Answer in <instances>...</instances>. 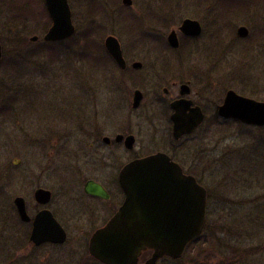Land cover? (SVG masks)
Returning <instances> with one entry per match:
<instances>
[{"label": "rangeland", "instance_id": "obj_1", "mask_svg": "<svg viewBox=\"0 0 264 264\" xmlns=\"http://www.w3.org/2000/svg\"><path fill=\"white\" fill-rule=\"evenodd\" d=\"M121 1L67 0L74 34L62 43L43 45L48 30L30 33L32 23H18L28 19L27 13L50 23L42 10L44 0H0V108L10 111V100L15 99L19 130L12 119L0 116V126H5L0 127V246L6 244L0 247V264H99L88 256L87 241L100 223L91 226L78 218V212L66 209L65 242L34 249L27 243L29 227L12 226L11 203L21 196L30 206L35 185L54 195L58 189H70V200L80 192L82 184L73 174L55 175L73 165L76 153L71 144L63 148L64 154L53 156L51 142L39 148L22 137L29 128L42 126L37 119L45 120L48 114L50 127L60 131L71 114L90 116L96 111L100 120L111 123L120 98L126 95L129 103L131 96L123 85L117 88L113 83L123 74L109 63L107 36L118 40L124 59L142 63L140 75L151 78L146 92L155 96L145 95L141 109L167 107L176 96L169 87L174 80L190 81L192 99L205 109L204 123L179 141L178 160L206 190V223L181 260L163 258L157 264H264V127L216 114L227 90L264 102V0H132L131 6ZM184 19L200 23L196 40L179 32ZM239 27L248 30L246 37L236 35ZM170 31L178 37L176 50L166 41ZM33 36L36 42L30 41ZM156 76L168 78L161 87L171 92L161 106L148 103L163 100L161 88H150ZM27 97L31 102L23 109ZM29 117L35 125L28 124ZM146 133L153 135L152 129Z\"/></svg>", "mask_w": 264, "mask_h": 264}, {"label": "water", "instance_id": "obj_2", "mask_svg": "<svg viewBox=\"0 0 264 264\" xmlns=\"http://www.w3.org/2000/svg\"><path fill=\"white\" fill-rule=\"evenodd\" d=\"M51 25L43 36L46 42L63 41L74 34L67 0H44ZM131 6L132 0H122ZM178 30L185 36H198L201 32L197 21L184 19ZM248 30L239 27L236 35L246 37ZM37 37L30 38L36 42ZM167 43L179 47L175 31L167 35ZM104 47L120 65L123 63L118 41L107 36ZM2 50L0 43V62ZM136 63L135 67H139ZM182 89L186 91L187 86ZM142 96L135 92L133 107ZM187 104V105H186ZM190 102L174 101L171 108L172 133L175 139L190 134L203 121L199 108L190 109ZM216 114L224 120H234L246 126L264 127V102L256 101L227 90ZM125 199L120 208L101 228L95 230L88 241V253L101 264H157L162 258L180 259L187 246L202 233L206 222L207 194L191 176H184L180 167L165 154H154L127 164L119 175ZM36 197L48 200L49 192L38 190ZM20 218L28 220L23 202L17 200ZM66 234L58 227L48 211L36 217L30 235L35 244L63 242ZM151 255L140 263L144 252Z\"/></svg>", "mask_w": 264, "mask_h": 264}, {"label": "flooded vegetation", "instance_id": "obj_3", "mask_svg": "<svg viewBox=\"0 0 264 264\" xmlns=\"http://www.w3.org/2000/svg\"><path fill=\"white\" fill-rule=\"evenodd\" d=\"M200 34L198 36L182 35L188 37L189 40L194 41L200 36ZM106 53L111 58L109 63L112 65V67H114V71L123 74L122 76L114 77L115 81L113 83L116 84L117 88H120L123 85L122 90L126 93H129L131 96V99L128 100L130 104L126 101V95L125 100L120 98V106L118 109H115V117L111 123H105V121L100 120L98 117L99 113L96 111H91L90 116L85 115V113L79 114V117L71 114L69 120H67L65 124V129L60 131H56L57 129H52L50 127L48 114L45 120L41 118L37 119L36 124H38V122H42V126H36L37 130H30L28 127L29 130L25 131L27 133L25 135L26 138L22 137V139L26 140L28 144L38 145L39 148L48 147L52 144L53 150L51 151V155L53 156L55 154H59L61 156V153L64 154L63 148H65L67 144H71L72 151L76 153V159H74L73 165H70V161H65L64 165H70L71 168L67 166V168L65 167L64 169L62 166H60L57 168V170L62 168L63 171H58L55 173V175L60 176L71 173L74 175V177H76V182L78 180L79 184H82H80V192L77 193L75 198L73 196L74 200H70L71 193L67 192L70 189H66L63 192L61 189H58V191L55 189L54 191L57 193L54 195L52 191L39 185H35L31 193L30 206L21 196H16L13 198L11 208L13 210L15 219L12 222V226L15 227L21 224L22 226L29 227L27 243L34 249L45 248L46 246H60L66 240L65 239L63 242H42L39 244H35L34 242L30 241V235L33 229L34 221L36 217H41L42 213L45 211H48L51 214L55 224L63 230L64 228L62 223L64 219H66L63 213L66 212V209L70 211L72 210L73 212L75 210L76 213L78 212V218L89 223L91 226H96L98 224L95 223H100V226H98L95 230L103 227L124 202L125 195L119 183V175L122 169L130 162L158 153L165 154L172 162L180 167V170L184 176H191L196 180L194 172L184 169L182 163L178 160V155L181 150L179 141L197 130L205 120L204 107L201 104L195 102L194 98L192 99L191 97L192 86L190 81L174 80L170 83L169 87L177 92L175 98H171V100L168 102L167 107H147L145 109H141L143 107L145 95L150 94L151 96H155L154 92L152 91L146 92L147 80L151 78L149 76L146 77L144 75H140L139 70H141L142 63L138 61L130 62L129 60L124 59V55L121 50L123 63L120 65V63L116 62L111 57L107 50ZM136 63H140V66L135 67ZM157 77L158 76L155 77V86L150 88L151 90H155V88H161L163 100L158 97L154 98L153 100L150 99L151 101L148 103L149 105L152 103L161 106L163 105L162 103H164V101L167 103V97L171 92L169 87H161L163 85L162 83H165L168 78ZM183 86H187L186 91L182 89ZM135 92H140L142 98L138 106L134 108L133 99ZM26 99L27 103L25 107L22 106L23 109H28L31 102L30 97H27ZM179 100L190 102L188 109H185L184 111L186 115H189L190 109L195 107L199 108L203 115V121L190 134H185L179 139H175L172 133L173 123L171 121V115L174 113V110L170 105L172 102ZM14 101L15 99L10 100L12 107L10 111L6 107L0 108V116L5 118V120L12 119V126L16 128V131H19L16 122L17 113L15 112V109L17 110V106L14 107ZM31 116H33V114ZM29 120L30 121L28 124L32 122V124L35 125L34 120L31 119V117H29ZM3 126L4 124H1L0 127L3 128ZM143 126H145V130H142ZM160 128H162L163 131H161ZM146 129H152L153 135L147 134ZM160 133H164V137L162 139L160 138ZM157 140H160V142L157 143ZM87 144L88 148L86 147ZM45 171H48L47 167L45 168L44 172ZM76 182L74 184H76ZM63 186H65L64 182ZM70 186L71 185L68 184L66 187L70 188ZM0 190L3 189L1 188ZM38 190L49 192L48 200L42 202L40 197H36V192ZM19 199H21L23 202L24 210L28 217L27 221H24L20 218L17 204V200ZM8 200L9 199H7V201ZM0 204L2 203L0 202ZM6 204L9 205L10 203H5V205ZM89 214L93 215L88 216ZM92 233L90 234L88 241ZM5 245V243H2L0 247L5 249ZM87 254L94 261L98 262L96 259L90 256L88 249ZM143 255L149 256L151 255V251L144 252L142 256ZM182 257L175 261L181 260ZM98 263L101 264L100 262Z\"/></svg>", "mask_w": 264, "mask_h": 264}, {"label": "trees", "instance_id": "obj_4", "mask_svg": "<svg viewBox=\"0 0 264 264\" xmlns=\"http://www.w3.org/2000/svg\"><path fill=\"white\" fill-rule=\"evenodd\" d=\"M219 1H221V0H219ZM42 10H43L44 15H45L47 13L46 8L45 7L44 8L42 7ZM27 14H29L28 19L25 18L22 22H20L18 24H21V23H24V24H26V23H32L34 25V27L30 29L32 31L30 33L36 32L38 30H40L42 32H46V30H48L47 28L50 27V23L48 21L42 22V20L40 19V17H39L38 14H36V13H27ZM24 15H26V13ZM47 15H48V13H47ZM11 23H16V22H11ZM15 36H17V35H15ZM14 41H17V39H14ZM25 42H26V40H25ZM54 43H58L59 44V43H62V41H57V42H46V41H44L42 44L43 45H53ZM194 242H192L191 244H193ZM144 256H146V255H144Z\"/></svg>", "mask_w": 264, "mask_h": 264}]
</instances>
